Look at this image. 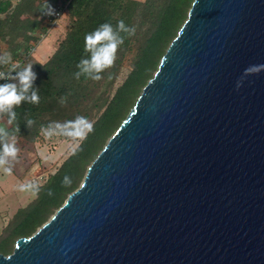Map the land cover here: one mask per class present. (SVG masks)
<instances>
[{"label":"water","instance_id":"95a60500","mask_svg":"<svg viewBox=\"0 0 264 264\" xmlns=\"http://www.w3.org/2000/svg\"><path fill=\"white\" fill-rule=\"evenodd\" d=\"M264 0H195L81 185L0 264H264Z\"/></svg>","mask_w":264,"mask_h":264},{"label":"trees","instance_id":"16d2710c","mask_svg":"<svg viewBox=\"0 0 264 264\" xmlns=\"http://www.w3.org/2000/svg\"><path fill=\"white\" fill-rule=\"evenodd\" d=\"M195 0H48L54 9L67 11L70 24L66 36L56 50L45 61L30 60L28 52L53 26L48 15L41 13L46 0H0V46L5 44L7 52L0 55V68L8 61L21 60L14 71L23 70L33 64L37 74L33 89L38 90V104L22 102L13 111L17 120L8 125V114H0L5 130L13 132L17 140L36 143L46 142L41 131L50 121L45 118L59 108L68 120L78 115L93 123L94 130L86 139L77 140L75 147L39 183L40 191L26 206L19 208L5 225L0 236V252L9 255L16 241L34 234L64 204L68 196L83 182L89 166L103 150L131 109L148 81L154 77L162 57L188 18ZM64 11V12H65ZM123 20L128 27H135V35L121 33L124 43L120 45L112 67L100 75L102 79L93 81L86 76L74 78L76 65L81 58L89 55L84 51V37L102 23H110L114 28ZM18 81H5L3 83ZM19 87V85H18ZM66 103L61 104V97ZM34 123L29 128L27 120ZM19 124V132L15 131ZM68 175L70 187L61 181ZM52 190L53 195L47 193Z\"/></svg>","mask_w":264,"mask_h":264},{"label":"clouds","instance_id":"9594fccd","mask_svg":"<svg viewBox=\"0 0 264 264\" xmlns=\"http://www.w3.org/2000/svg\"><path fill=\"white\" fill-rule=\"evenodd\" d=\"M41 13L48 16L56 14L54 7L48 3V0L42 7ZM135 32L136 28L134 26L128 27L123 20H120L115 28L110 23L105 22L94 31L86 34L84 37V51L89 55L87 58H81L76 65L78 71L73 74L74 78L79 80L83 75L93 81L101 80L102 76L100 74L114 65L117 51L120 45L124 43V37L121 33L131 36L135 35ZM10 59V54L3 58L4 62ZM16 67L17 65L13 64V70ZM261 71H264V64L248 66L237 80L236 89L239 90L242 87L246 77L258 74ZM36 77L37 74L33 71V64H28L23 70L17 71L15 76H6L4 72L0 71V79L18 81V84L15 82L0 84V114H8V125H13L16 122L17 114L13 109L20 106L22 102L39 103L38 90H32L29 94L30 89H33V82ZM60 103L62 105L66 103V96L61 97ZM26 123L30 128L34 121L28 119ZM93 130V123L82 115H78L74 119L63 123L53 121L41 128L46 138H50L53 135H64L81 141L86 139L87 135ZM15 131L19 132L18 123L15 126ZM17 143V136L13 132L10 134L5 130V127L0 126V171L7 175H11L13 169L9 165V158L15 161L20 151ZM61 183L64 187H70L72 181L68 175H65ZM40 187L36 181H28L20 185V190L38 194ZM47 194L49 196L53 195L52 190L49 189Z\"/></svg>","mask_w":264,"mask_h":264},{"label":"rangeland","instance_id":"374dc122","mask_svg":"<svg viewBox=\"0 0 264 264\" xmlns=\"http://www.w3.org/2000/svg\"><path fill=\"white\" fill-rule=\"evenodd\" d=\"M70 24V18L65 11L63 15L52 26L50 32L44 35L39 43L35 46L37 50L35 55L30 60H39L45 62L49 56L56 50L59 42L66 36ZM7 52V46L2 44L0 46V55ZM35 57V58H34ZM45 118L50 122L56 121L63 123L67 121L63 112L57 108L52 111V114L47 113ZM0 126L5 127L4 122L0 120ZM77 139H72L64 135H53L50 138H46L45 157H41L40 161L44 159L46 166L42 170L46 173L40 177H34L33 181L38 184L44 182L50 173L54 172L57 166L63 161V159L69 154V152L75 147ZM20 147V146H19ZM22 148V146H21ZM44 153V154H45ZM43 165L42 162H40ZM24 171L23 167H17V174L11 173L7 175L0 171V236L8 220L14 215V213L21 207L28 205L35 197L36 194L27 191H21L20 185L25 183L22 181L21 173Z\"/></svg>","mask_w":264,"mask_h":264},{"label":"crops","instance_id":"0c3cea01","mask_svg":"<svg viewBox=\"0 0 264 264\" xmlns=\"http://www.w3.org/2000/svg\"><path fill=\"white\" fill-rule=\"evenodd\" d=\"M37 48L38 47H36L34 51V55H35ZM17 147L20 149L17 159L13 161L11 158H9V165L13 167L12 169L13 174H17L16 168L22 166L24 171L21 173V178H22V181L25 183L28 181H33L34 177H40L46 174V173H43L42 170L46 166L47 161H44V159L40 161V158L42 156L45 157L46 155L45 153L46 144L45 143H41V142L28 143V142H24L20 140L17 143ZM40 162H42L43 165H41Z\"/></svg>","mask_w":264,"mask_h":264},{"label":"built area","instance_id":"2783aa9c","mask_svg":"<svg viewBox=\"0 0 264 264\" xmlns=\"http://www.w3.org/2000/svg\"><path fill=\"white\" fill-rule=\"evenodd\" d=\"M65 11V8L63 7H59L55 10L56 14L55 15H51L49 16V20L53 22V25L56 23V21L58 19H60V17L63 15ZM34 51H35V47L32 48L29 52H28V57L26 59H28L29 57L33 56L34 54ZM20 63H22L21 60H14V61H7V63L5 64V66L1 67L0 68V71L4 72L6 76L8 75H11L13 76L14 75V71L13 70V64H16L17 66L20 65ZM16 69V68H15ZM5 81H10V80H7V79H0V84L2 82H5Z\"/></svg>","mask_w":264,"mask_h":264}]
</instances>
